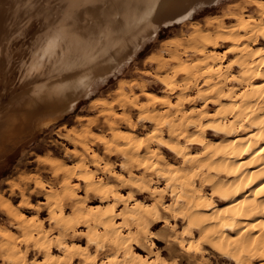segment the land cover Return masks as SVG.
I'll return each instance as SVG.
<instances>
[{
	"label": "bare ground",
	"instance_id": "obj_1",
	"mask_svg": "<svg viewBox=\"0 0 264 264\" xmlns=\"http://www.w3.org/2000/svg\"><path fill=\"white\" fill-rule=\"evenodd\" d=\"M216 1H61L62 21L53 24L50 14L41 17L48 21L43 33L47 45L55 37L67 45V52H82L85 58L79 56L73 67H61L58 75L40 81L36 91L42 93L30 96L26 105L44 97L45 104H53L50 118L71 110L94 89L98 77L103 82L128 63L162 25L189 18L196 8ZM249 4L254 7L251 14L237 7L205 19L203 25L192 22L185 43L174 39L168 57L151 60L156 69L143 75L160 82L162 94L142 81H120L111 101L92 99L98 109L94 121L63 136L73 146V163L41 157L55 184L47 186L38 179L33 183L44 191V202L36 208L25 203L36 211L32 217L0 194V210L16 229L0 228V252L6 262L178 264L172 252L165 256V249L158 248L164 242L169 252L176 248L194 264H202L208 250L233 264H264V0ZM61 51L51 56L52 70L60 65L55 63ZM89 56L92 59H86ZM51 61L44 56L39 64L42 68ZM39 69L35 67L37 73ZM66 99L56 110L54 103ZM146 124L149 130L139 132ZM98 125L108 137L93 134ZM95 143L101 145L102 155L94 150ZM110 157L116 161L109 163ZM42 210L50 229L39 218ZM28 249L41 259L28 261Z\"/></svg>",
	"mask_w": 264,
	"mask_h": 264
},
{
	"label": "rangeland",
	"instance_id": "obj_2",
	"mask_svg": "<svg viewBox=\"0 0 264 264\" xmlns=\"http://www.w3.org/2000/svg\"><path fill=\"white\" fill-rule=\"evenodd\" d=\"M61 1L65 2V0H0V80H1L0 82V127H1L0 128V194L4 198L9 199L11 203L14 204L15 207L17 206V208H19L20 212L26 214L29 217H32L36 213V211L27 208L25 206V203L28 201L30 204H32L34 208H36L39 205H41V202H44L43 199L44 191L43 192L42 190L39 191L38 188L35 189L33 183H35V181L38 179L47 186L48 185L51 186L55 184V178L50 173L48 165L44 164L40 160L41 157L49 156V157L61 159L66 164L73 163L74 160L71 152L73 146L67 140H65L63 136H65V134L69 132V129L71 130L76 129L75 131L77 130L81 131V129L84 128V126L87 123L94 121L95 117L97 116L98 109L94 108L91 105L90 102L92 99L101 98L107 101H111L113 99V95L115 92L114 90L118 88L117 86L120 81L121 82L123 81V83L125 81L126 82L128 81L127 83L129 84L130 82L142 81L146 86L149 87L151 91L162 94L161 90L163 89V85L157 80H155L152 76L143 75V72L145 71L152 72L154 71V69H156L157 63L151 60L157 58L159 55L162 57H168L169 51L172 50V47L174 48L173 45L174 39L176 40L175 43L177 41L180 43H185L187 41L186 38H188V35L191 33L192 22H198L203 25L205 19L211 18L213 16L222 17L225 13L232 11L234 8L236 9L237 7L244 8V10L250 14L254 10V7L249 4L250 0H217L216 2L205 3L204 5L196 8V10L192 12L189 18L176 21L169 25H162L158 29L156 35L150 38L149 40H147L143 44L141 49L137 50L136 55L128 63L122 65L118 71L108 76L106 80L103 82H101V77H98L97 79L99 82L97 81V79L95 80L94 89H92V91L88 95H85L84 97L80 98L74 108L62 114H55L54 117L50 118V116H53V115L49 116V114H51L50 112L54 110L53 104H45L46 99H44V97H40L38 100L42 99L44 101L40 100L39 103L37 102L36 105H32L30 103L29 104L27 103L26 105L25 103L26 100H29L30 96L32 98L33 95L36 94L38 95V97L40 96L42 90L41 91L38 90L39 91L38 92L36 91V89L38 85L44 83L42 81H45L48 77L50 79L53 76L58 75L57 73L59 71H62L64 67L66 68L68 67L70 68V66L73 67L75 65L74 63L75 61L76 62L80 61L81 60L80 58L84 57L82 56L83 55L82 52L80 53L74 51L67 52L68 51V49H66L67 45L62 44L61 42L57 43V41L60 40H58L55 37L52 43H49L48 44L49 46L47 45V39H48L46 38L47 34L45 35L43 34L46 33V31L48 30L47 22L50 20L49 23L52 21L53 24L58 23L57 21L61 20L62 17L64 16L63 14H65V12H62L65 10L61 9V8H65L64 3ZM204 1L208 2V0H204ZM61 4L63 6H61ZM46 7L48 10H46ZM40 8L44 9L43 10L44 12ZM49 11H51V13H54L55 17L54 14H51ZM37 12L38 13L43 12V13L38 14ZM56 14L58 15V17H56L57 16ZM59 14L62 15V17L61 16L59 17ZM36 15L40 16L39 18L40 20L37 19L39 16L37 17ZM44 15H46L45 16L46 18L49 17L48 21H46L47 19L41 21L42 19L41 17L45 18ZM28 16L31 20V24L29 22ZM35 17L37 20L34 19ZM54 19L56 20L54 21ZM226 21L229 22L228 20ZM38 24L39 26H37ZM43 24L46 25L47 29ZM42 25L45 29L42 27ZM41 27L43 29H41ZM39 29L40 31L38 33ZM34 32L38 34L34 35ZM38 37H40V40H37L36 42L35 40L38 39ZM42 38L44 39L42 40ZM168 38H173V39L172 40L170 39L171 40V42H169L170 44L169 43L164 44V42L162 41H165V39L168 40ZM39 41L41 42L39 43ZM35 43L37 44L39 43V45L36 44L35 46ZM32 46L33 48H31ZM38 46L39 47L41 46L42 48H39ZM46 46L47 48L49 47L50 48L44 50L46 49ZM58 46L59 48H62L61 49L62 51L58 48ZM223 46H221L220 50L224 48ZM34 47H36L37 49L36 48L34 49ZM30 48L31 50L32 49L34 50H32L31 52ZM168 48L171 49L169 50ZM27 51L30 52L28 53ZM37 51H41L42 54H40V52L38 53ZM54 51L56 53L61 51L60 54L58 53L59 57L57 55L56 63H55L57 65L60 63V65H58L54 70H52L54 68L52 65L54 64L53 61L51 60L53 59L52 57H54V55L56 54L54 53ZM23 53L24 56L26 55V59L22 55ZM62 53H64V56L62 55ZM71 53L76 56L72 55ZM69 55H72V57ZM44 56L45 59L47 58L48 61H51L50 62L51 67L49 66V63L46 64L48 66L46 67V70L49 72H47L44 69L46 65H42L41 68L42 63L39 64L41 60L44 59ZM67 56H69V58ZM79 56L81 57L79 58ZM28 57H30V59ZM22 58L25 60H23ZM37 58L39 59V61ZM230 58L231 56L226 58L225 61L229 62ZM65 59L71 63L68 62L66 64L65 62L67 61ZM86 59H92V57L89 56L88 58L86 57ZM72 60H74L73 63ZM11 61L13 64L11 63ZM24 61H26V63H24ZM33 61L34 62L37 61L35 65ZM4 62L8 63L7 64L8 66L5 65L6 63ZM18 64L21 66L25 64L27 67L25 66L19 67ZM38 65H40L39 73H37L38 71L35 70V67ZM23 68H27V69H25L24 71ZM4 69H6L7 71H5ZM26 70L28 72H26ZM42 70H44L45 72ZM68 71L69 70H66L65 72ZM22 72H26V74ZM27 73L32 77H30ZM36 77L38 80L36 79ZM29 80H31V82H28ZM126 82L125 85L127 84ZM24 90L27 91L28 93L23 92ZM20 93L21 96L27 95V97L29 98L22 97L23 98L22 100L21 96L19 95ZM25 93L26 95H24ZM15 94H17L18 97L21 99H17ZM14 95L16 98L14 97ZM13 97L14 99H12ZM8 100L12 102H14L15 100L14 102L15 105L14 103L9 102ZM66 101L68 100L66 99L58 103L55 102L54 105L57 107L56 110H59L60 104L63 106L64 102ZM17 102L19 103L17 104ZM30 105H32V107ZM23 106H26V109H24L25 107L23 108ZM31 111L33 112L32 114ZM133 117L134 119H136L137 115L134 114ZM149 128L150 125L146 124L144 128L140 127L141 130L139 132L144 133L148 131ZM93 130L95 131L93 134L96 136H106V137L109 136V134L106 132V129L101 128V125H98V128ZM93 148L94 150H96V152L102 155V147L99 143L98 144L95 143L93 145ZM115 161H116L115 157H110L108 162L112 163ZM90 169L95 171L92 168ZM14 184H16V186ZM22 193L23 195H21ZM91 200H96V199H94V197H91ZM94 202L96 203V201ZM0 211H1L0 228H7L15 232L16 230L14 229L15 223L4 211L2 210ZM39 218L44 220L45 228L50 229V225L45 220L46 218L45 211L42 210L39 213ZM9 219L12 221V223L10 222ZM159 227L160 225H158L157 228L153 229V231L156 232V234H159L157 232L159 230ZM195 234L197 235V233ZM76 237L77 236H74V238ZM81 243L84 244V240H82ZM19 248L21 252H24L26 250V248L23 245L22 246L20 245ZM158 248L165 249V251L162 252L163 255L165 256H168L172 252L173 258L179 261L177 262L178 264H194L193 262L194 260L193 261L190 260V258L185 254L178 253L176 248L169 252V249L165 247L164 242H161L158 245ZM55 253H57V251H55ZM2 256L4 255L2 254V252H0V264H10L6 262V259L5 258L3 259ZM35 256H36V252L32 249L31 250L28 249L26 253V259L28 261L41 259L40 256L39 257L38 256L35 257ZM101 257L102 260L105 259L104 254H101ZM75 264L78 263L75 262ZM202 264H233V263H231L226 259H220L218 256H215L212 251L208 250V254L206 255V260H204ZM257 264L260 263L257 262Z\"/></svg>",
	"mask_w": 264,
	"mask_h": 264
},
{
	"label": "crops",
	"instance_id": "obj_3",
	"mask_svg": "<svg viewBox=\"0 0 264 264\" xmlns=\"http://www.w3.org/2000/svg\"><path fill=\"white\" fill-rule=\"evenodd\" d=\"M160 244V243H159ZM184 260V259H183ZM177 262H179V261H177Z\"/></svg>",
	"mask_w": 264,
	"mask_h": 264
}]
</instances>
